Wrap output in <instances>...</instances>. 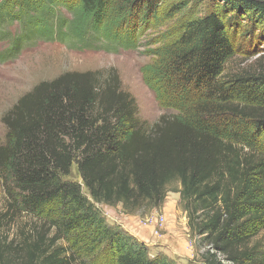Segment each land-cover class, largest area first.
<instances>
[{
    "label": "trees",
    "instance_id": "obj_1",
    "mask_svg": "<svg viewBox=\"0 0 264 264\" xmlns=\"http://www.w3.org/2000/svg\"><path fill=\"white\" fill-rule=\"evenodd\" d=\"M75 1L3 0L0 41L21 16L48 37L129 50L179 15L140 69L167 112L142 121L114 70L65 73L22 96L3 117L0 264H178L99 208L145 219L174 184L197 264H264V63H233L242 39H264V0ZM57 7L73 15L64 32Z\"/></svg>",
    "mask_w": 264,
    "mask_h": 264
},
{
    "label": "rangeland",
    "instance_id": "obj_2",
    "mask_svg": "<svg viewBox=\"0 0 264 264\" xmlns=\"http://www.w3.org/2000/svg\"><path fill=\"white\" fill-rule=\"evenodd\" d=\"M58 1L63 2L60 3L62 5L66 3V0ZM67 1L68 5L76 3L75 0ZM57 8L58 24L64 32L66 28L62 24L65 23L63 19L69 22L73 15L70 7ZM202 8L200 6L198 12L201 13L204 10ZM178 19L179 15L163 26L147 30L144 37L137 40L135 49L119 48L117 51H109L105 46L106 42L94 35L85 38V43L72 40L70 31L62 40L53 38V35L48 37L40 33L39 28L32 24L33 21L28 22L24 28V19L19 16L14 25L7 28L10 31L6 33L5 39L0 41V54L3 55L0 57V144L6 134L3 124L5 114L35 86L65 73H107L114 70L119 74L125 92L136 101L140 119L149 124L158 122L167 111L159 106L154 94L145 85L140 69L154 61L148 53L154 46H150L148 41L154 40L160 33L169 31ZM4 24L11 25L12 22L6 20ZM17 39H20V47L15 50ZM251 44V40L242 39V50L236 54L233 61L235 69L254 66L257 61L264 63V39L252 47ZM8 50L14 51L16 57L4 60V52ZM179 189V185L174 184L162 211H155L145 219L140 215H127L121 206L99 205V208L108 223L109 220L118 222L119 224L115 225H121L130 235L144 243L151 256L166 255L178 264H197L200 258L190 237L187 215L179 207ZM3 203L4 195L0 187V211L4 207ZM170 203L173 204L171 209Z\"/></svg>",
    "mask_w": 264,
    "mask_h": 264
},
{
    "label": "crops",
    "instance_id": "obj_3",
    "mask_svg": "<svg viewBox=\"0 0 264 264\" xmlns=\"http://www.w3.org/2000/svg\"><path fill=\"white\" fill-rule=\"evenodd\" d=\"M109 223H111V224H115V223H118V222H115V223H114L113 221H110V220H109ZM118 224H119V223H118Z\"/></svg>",
    "mask_w": 264,
    "mask_h": 264
},
{
    "label": "bare ground",
    "instance_id": "obj_4",
    "mask_svg": "<svg viewBox=\"0 0 264 264\" xmlns=\"http://www.w3.org/2000/svg\"><path fill=\"white\" fill-rule=\"evenodd\" d=\"M169 207H170V209H171V208L173 207V204H172V203H170V204H169Z\"/></svg>",
    "mask_w": 264,
    "mask_h": 264
}]
</instances>
